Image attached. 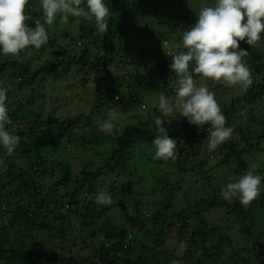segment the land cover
Listing matches in <instances>:
<instances>
[{"label":"trees","instance_id":"trees-1","mask_svg":"<svg viewBox=\"0 0 264 264\" xmlns=\"http://www.w3.org/2000/svg\"><path fill=\"white\" fill-rule=\"evenodd\" d=\"M143 2L132 0L127 9L125 3L108 0L112 14L109 30L102 39L92 21L81 18L76 22V18H70L66 24L75 25L78 36L69 37L70 33L64 31L55 37L68 38L71 46L80 45L83 49L74 51L71 47L59 46L57 38L49 39L46 45L60 57L57 63H46L31 72L29 65L20 66V59L0 57V82L10 87L9 129L19 137V146L12 155L0 148V211L1 206L7 209L1 215L6 216L11 234L8 237L13 239V246L4 248L2 231L5 227H0V264H86L89 259H93L92 264H179V261L187 264L197 249L203 250V255L196 264H221L220 257L226 254L225 244L231 241L209 224L207 216L223 209L239 226V239L244 240L242 249L247 252L246 258L238 256L232 264H264V259L257 254L262 245L254 241L258 234L249 226L248 213L238 200L228 203L222 199L221 189L215 187L212 180L216 167H210L213 158H221L219 165H228L233 175L241 176L249 168L246 157L262 151L264 114L257 116L256 112L260 102H264V40L253 47L240 43V48L248 51L244 59L252 76L258 80L242 98L234 99L230 106L222 105L227 126L234 132L232 138L214 152H209L203 141L206 131L197 133V127L189 126L186 118L177 116L176 121L164 125L169 137L178 141L176 159L167 162L154 159L151 142L156 133L152 120L153 116L160 115L156 106L145 122L124 127L121 133L118 127L112 136L94 125V118L99 120L98 124L106 119L100 110L107 108L109 102H114L111 108L118 107L120 113L128 114L146 107L148 95L155 94L156 98L160 94L169 97L174 94L175 75L169 67L171 55L162 50L163 41L170 35L167 31L155 35L154 24L149 28L138 24L146 20L158 22ZM195 9L191 1L183 0L182 10L188 15L176 18L183 21L187 29L196 22ZM25 15L26 23L32 27L37 20L43 23L45 19L42 10L37 14L28 10ZM132 31L153 37L154 57L147 56L144 61L133 64L128 55L119 59L113 54L92 55L95 46H102L98 39L106 40L109 46L115 45L121 39L132 40L135 37ZM91 38L93 42H89ZM180 41L182 43L181 36L174 40ZM45 46L39 50L43 51ZM139 57L142 58L143 53ZM115 63L118 70L132 67L134 72L112 73L110 69ZM68 64L83 76L82 87L98 84L97 75L110 80L96 95L88 114L59 118L53 111L39 109L37 102L45 98H36L33 90L38 77L42 81L41 77ZM119 66L122 68H117ZM215 83L214 90L218 87L233 89ZM28 89L30 96L23 99L21 95ZM18 92L21 95L13 97ZM240 103L246 117L243 124H238L243 116L236 111ZM76 131H80V135H76ZM118 132L120 135L114 138ZM112 142L111 151L104 153L108 156L103 166L91 172L92 165L88 164L78 175L72 174L74 158L69 152L72 146H76L77 151H94ZM51 155L62 156V163L51 161ZM136 188L144 193L143 197L129 194ZM101 189L111 194V206L95 203V195ZM153 196L158 200L151 202ZM176 201L182 203L181 209L172 211ZM113 207L128 208L131 212L125 215L122 227L111 224L106 229L103 223L108 221ZM64 209L65 215L62 214ZM148 224L151 225L150 235L146 232ZM151 235L153 241L143 240ZM51 238L52 246L48 245ZM100 238L102 241L96 244ZM85 252L88 256H83Z\"/></svg>","mask_w":264,"mask_h":264},{"label":"clouds","instance_id":"clouds-1","mask_svg":"<svg viewBox=\"0 0 264 264\" xmlns=\"http://www.w3.org/2000/svg\"><path fill=\"white\" fill-rule=\"evenodd\" d=\"M28 0H0V57L21 59L29 49L39 50L48 43V27L59 20L68 23L86 19L94 23L97 33L109 30L112 10L108 0H40L44 22L35 26L26 21L25 6ZM264 40V0H200L196 22L182 31V44L171 55L173 96L160 94L156 103L159 116H153L156 135L151 145L154 159L164 162L177 157L178 141L169 137L165 124L186 118L189 126L206 131L207 150L214 152L228 142L234 129L227 126L209 82H218L229 88L246 91L252 84V73L244 59L248 51L240 48L244 42L253 47ZM9 86L0 82V148L12 155L19 146V137L9 129ZM117 99V98H115ZM120 118L118 107L108 110L107 118L99 130L112 134ZM178 119V120H179ZM207 127L205 128V126ZM260 165L253 162L247 171L221 188L220 196L228 203L238 200L244 206L264 195V174ZM98 206H111L113 199L106 189L94 198Z\"/></svg>","mask_w":264,"mask_h":264},{"label":"rangeland","instance_id":"rangeland-1","mask_svg":"<svg viewBox=\"0 0 264 264\" xmlns=\"http://www.w3.org/2000/svg\"><path fill=\"white\" fill-rule=\"evenodd\" d=\"M118 2L125 3V7L129 9L130 2L132 0H116ZM144 1V5L148 7L150 12L153 13V16L158 21L157 23H153V21L146 20V23H138L142 24V27L144 25L148 26V28L154 24V27H152V32L156 35L160 31H167V34L169 33L170 37L167 39V41H163V53L166 55H170L173 51L178 50V46L181 45L180 42H174L176 37L181 36L182 37V31L187 30V28L183 25V21L178 20L176 17L180 15H188V13L184 12L182 10L183 0H142ZM188 1V0H187ZM191 1V4L195 6V10H198V5L200 0H189ZM210 2V0H209ZM30 10L31 13H39L40 8V0H28V4L25 6V14H27V11ZM173 16V17H171ZM75 25L68 26L66 23L60 22L57 20L54 22V24L50 27H48V35H49V41L52 39L57 38V44L61 47H67L68 49L71 47L72 50L80 51L81 46H71V43L68 38H59L55 37L57 34H60L61 32H69V37H76L78 36L77 29L74 28ZM134 38L132 40H124L121 39L120 42L116 43L115 45L111 44L110 46L107 45L106 40H101L103 38L104 33L100 34L101 39H98L102 46L94 47L92 55L99 54L100 56L104 55H110L113 54L117 59H119L122 55H128L130 58H132L133 64L135 62H141L144 61L147 56L150 57V59L154 56V48L151 49V45L154 43L153 37L150 35L143 34L142 32H134ZM96 40V38H95ZM93 42L94 40L91 38L89 39V42ZM116 40H114L115 42ZM70 43L67 45V43ZM88 42V43H89ZM73 44V43H72ZM103 45H106L103 47ZM78 47V48H76ZM150 48V49H149ZM53 50L51 49L50 45H46L43 51L40 50H28L27 52L22 53V58L20 59V66L24 67L29 65L31 72H33L36 68L43 66L46 63L59 62V56L57 54H53ZM96 53V54H95ZM140 53H143V57H139ZM2 59H5L7 57H1ZM14 60V58H11ZM154 59V58H153ZM116 63L112 66L110 71L112 73H122L123 72H134V69L132 67H117L119 69L122 68V70L116 69ZM132 66V65H131ZM19 71V70H16ZM15 71V72H16ZM43 80H40V77L37 78L36 83L34 85V95L36 98H39V96H44L45 101L41 100L37 102V106L39 109L44 108L46 111H53L55 113V116L57 117H68V116H74L79 113H86L88 114L91 111L92 103H94L96 99V95L98 93L102 92L104 90L105 84H107L110 80L109 77L106 76H98L96 77V80H98V84H92L85 87H82L83 76L80 74H77V68H74L71 64H68L66 67L59 68L57 70H54L52 73L41 77ZM253 82L258 79L256 77H253ZM92 82L94 79H91ZM19 83V80L17 81ZM211 83V84H210ZM162 85V84H161ZM217 83L209 82L208 87L210 90L215 94V98L218 101L221 110L223 109L222 105L230 106L231 101L234 99H240L242 98L246 91H241L239 88H235L232 90H227L223 88H217L214 90V87H216ZM18 93L13 94V97L15 95H21ZM30 89L28 91L23 92V99L30 96ZM121 95L117 96L118 100ZM155 96V94H154ZM151 97L150 95L146 96L149 100L147 101L146 107L138 108L137 110H134L131 113L125 114L120 113V118L116 122L117 128H120V133L123 131L124 127L131 126L133 124H136L138 122H145L147 115L152 113L153 108L156 106V103L158 101L159 95H156L155 97ZM166 96V95H165ZM169 97V96H167ZM115 101H118L117 99H114ZM9 102V101H8ZM11 103V101L9 102ZM114 105V102H109L107 108L104 110H100V112L105 115L107 118V112L109 109H111V106ZM241 116H243L242 120H239L238 124H243L246 122L245 117V111L243 113V107L240 103L239 106L236 108ZM244 114V115H243ZM264 114V102H260L258 106V110L256 112V115H262ZM98 115V114H96ZM99 116L100 113H99ZM104 121V120H103ZM99 122V120H96L94 118V125L99 127L100 124L103 123ZM16 128V125L13 124V129ZM250 129L251 126H250ZM258 129V128H257ZM116 133L114 135V138H116L120 133ZM76 135H80V131L75 132ZM111 135V134H109ZM112 136V135H111ZM113 138V139H114ZM112 146H114L112 143H107L105 146L99 148L98 150L94 151H77L76 146H72V148L69 149V152H71L74 160L72 161V174L78 175L79 172L82 169H86L88 164H91L92 166L89 168V171L94 172L97 170V167L103 166L106 162V157L104 153L107 151H111ZM260 146L262 147L261 152H253L252 156L246 157V161L248 163V166H250L253 162H256L260 165L258 168V172L260 174H264V140L261 142ZM80 150V149H78ZM145 150V148L143 149ZM61 157L58 158L54 156H50L51 161L53 162H61ZM221 158H218L217 160L215 158L212 159L210 167L215 166V170L213 171V177L212 180L215 182V187L218 189H221L222 187L226 186L228 183L234 181L237 179L240 175H233L231 173V168L228 165H219L218 162ZM62 163V162H61ZM49 183V182H48ZM131 196L137 195H144V193L136 188L133 190H130L129 193ZM143 197V196H142ZM138 199V197H135ZM181 199V198H180ZM158 200L157 197H152L151 202H155ZM178 200V199H177ZM179 201V200H178ZM178 201L175 203V207H173V210H180L181 204ZM243 210L248 213L249 215V226L256 230L258 237L254 239V241L257 242V244L262 245V249L260 251H257V254L264 259V195H261L257 200L252 202L250 206L244 207L242 206ZM7 209L3 206H1L0 211V227L4 230L2 231V243L4 245V248L10 249L13 246V239L10 236V231L7 229V218L5 215H1L2 213H5ZM131 211L128 208L122 209L113 207L111 213L109 214L108 223L104 222L103 227L109 228L111 224H113L114 227H122L124 225L125 215L130 213ZM63 215L66 214V209L62 212ZM207 220L209 224H211L214 228L220 229L219 234L221 236H227L228 239L231 241V244L226 243L225 244V252L226 254L222 255L220 257L221 264L224 261H228L230 264H232L233 261L237 260L238 256L246 258L247 252L242 249V245L244 243V240L241 238L239 239L238 230L239 226L236 225V223L233 220V216H231L227 213L226 210H219L216 212H213L211 214H208ZM3 224V226H2ZM150 229L151 225L148 224L146 226V232L148 235H150ZM144 241H153L154 236H148L143 239ZM102 241V238H100L96 244L100 243ZM253 241V240H252ZM251 241V242H252ZM253 241V242H254ZM54 243L53 239L51 238L49 240L48 245L52 246ZM239 243V244H238ZM57 244V243H56ZM48 246V247H50ZM207 247H210L207 245ZM172 249V248H170ZM167 250V248H166ZM88 252H85L83 256H88ZM236 254H238L236 256ZM203 255V250L197 249L194 254H192V258L188 260L187 264H196L198 259H200ZM178 257V255H177ZM93 259H89L86 264H92ZM209 262V261H208ZM227 263V264H229ZM179 264H186L182 261H179ZM210 264H213L210 262Z\"/></svg>","mask_w":264,"mask_h":264}]
</instances>
